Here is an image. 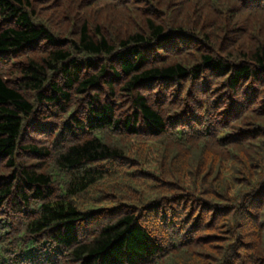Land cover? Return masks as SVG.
<instances>
[{
	"label": "trees",
	"instance_id": "1",
	"mask_svg": "<svg viewBox=\"0 0 264 264\" xmlns=\"http://www.w3.org/2000/svg\"><path fill=\"white\" fill-rule=\"evenodd\" d=\"M0 264H264V0H0Z\"/></svg>",
	"mask_w": 264,
	"mask_h": 264
},
{
	"label": "rangeland",
	"instance_id": "2",
	"mask_svg": "<svg viewBox=\"0 0 264 264\" xmlns=\"http://www.w3.org/2000/svg\"><path fill=\"white\" fill-rule=\"evenodd\" d=\"M155 157H156L155 149H152L148 154V163L145 165V168H147V169L156 168ZM123 168H124L123 165H119V164L111 165L110 169H108L109 170L108 174L110 176H109L107 182L116 181L119 184L124 183V185H127V186L131 185L130 183H136V182L132 181V180H134L132 176H129L127 174L126 175L123 174L124 173L122 170ZM123 190H126L125 194L131 193L128 191V188L123 189ZM142 191L145 192V194L148 196L149 200L153 199V197H154L153 194H151V192H148L149 190L147 191V188H143Z\"/></svg>",
	"mask_w": 264,
	"mask_h": 264
}]
</instances>
